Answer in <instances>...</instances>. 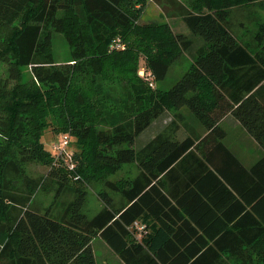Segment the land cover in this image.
I'll return each mask as SVG.
<instances>
[{
	"label": "trees",
	"instance_id": "16d2710c",
	"mask_svg": "<svg viewBox=\"0 0 264 264\" xmlns=\"http://www.w3.org/2000/svg\"><path fill=\"white\" fill-rule=\"evenodd\" d=\"M262 1L178 2L184 32L140 23L148 0H0V264H96L94 237L118 264L264 260V155L246 168L219 125L232 116L264 150V21L247 41L230 25L232 8ZM52 30L70 47L65 63L54 60ZM190 36L203 44L194 50ZM115 38L123 48H110ZM182 54L191 65L169 87H152ZM168 110L186 134L158 133L135 149ZM47 128L75 144L68 158L55 156L61 167L42 141ZM33 161L51 165L55 196L73 195L58 213L33 204L44 179L25 173ZM127 163L135 177L108 179ZM97 182L125 203L116 208L100 191L102 207L88 217L87 187ZM135 223L145 225L140 235Z\"/></svg>",
	"mask_w": 264,
	"mask_h": 264
},
{
	"label": "rangeland",
	"instance_id": "374dc122",
	"mask_svg": "<svg viewBox=\"0 0 264 264\" xmlns=\"http://www.w3.org/2000/svg\"><path fill=\"white\" fill-rule=\"evenodd\" d=\"M176 5H170L166 3V0L157 2L155 0H148L147 4L144 6L141 16L140 23H151V22H161L166 21L175 31H187V26L182 21L181 13L179 12L180 7L178 2L188 6L192 0H175ZM264 21V1L256 2L252 6L248 7H234L231 9L230 13V25L233 33L242 41H247L251 39L252 33L256 29L257 23ZM51 42H52V53L54 60L57 62H67L70 55V47L66 41L64 34L60 32L51 31ZM193 43V49H197L203 44V41L196 36H190ZM140 64H143V60L140 59ZM191 65V58L188 54H182L176 61L172 63L166 78L162 81L156 82L152 87L167 88L169 87L177 77H179L189 66ZM24 77H28L29 68L24 71ZM7 73V66L0 62V77H4ZM143 72H140V74ZM26 75V76H25ZM228 120V118H227ZM187 123H194L195 120L192 117L187 116ZM235 121V119H233ZM182 122H179L174 117V111L168 110L163 112L160 116L152 120L151 124L144 129V131L135 138L134 147L135 149L142 148L146 142L151 139L154 135L160 134H170L177 133L186 134L185 127L182 126ZM239 125V124H238ZM175 127H178L175 129ZM240 127V126H238ZM240 129H242L240 127ZM64 133H55L50 128H47L42 136V141L46 149L51 150V156L53 159L52 166L61 167L58 162H56V155L52 149V144L58 141ZM237 138V135L232 132L225 141L232 146L239 147L232 138ZM245 148V145H242ZM75 148V144L70 137L68 147L66 152L72 151ZM233 148V147H232ZM63 158H68L63 154ZM56 160V161H55ZM72 161V160H71ZM51 165H43L39 162L33 161L28 162L24 165V171L32 177H42L43 182L41 187L36 191L33 196V204L39 209H44L50 207L52 213H58L62 209V205L72 198V193L70 191L61 192L58 196H55L56 185L52 179H49L47 172ZM66 169L70 170V167L66 166ZM138 172L135 163L124 164L115 174L109 176L110 180L124 179L126 177H133ZM73 178V177H72ZM107 192L116 208L124 205V199L121 197L119 192L113 191L108 188L105 184L97 182L91 183L87 187V199L83 206V212L88 216H93L102 207V202L98 198V192ZM56 197V198H55ZM92 248L95 255L96 264H118V256L109 248V246L99 237H94L92 239ZM231 264L233 262L231 261Z\"/></svg>",
	"mask_w": 264,
	"mask_h": 264
},
{
	"label": "crops",
	"instance_id": "0c3cea01",
	"mask_svg": "<svg viewBox=\"0 0 264 264\" xmlns=\"http://www.w3.org/2000/svg\"><path fill=\"white\" fill-rule=\"evenodd\" d=\"M228 118V120H227ZM233 117L230 115L225 116L224 118H222V120H220L219 125L223 128V130L225 131V136L224 138L221 140V142L228 148V150H230V152L234 155V157L240 162L242 163L246 168H249L253 163H255L262 155H264V150H262L258 144L246 133V131L240 126L238 125V123L235 121H233ZM192 127H196V122L195 123H191ZM240 126L242 129H240ZM144 131V130H143ZM142 131V132H143ZM141 132V133H142ZM232 132H234L237 135V138H232V141L237 140V142H235L239 147H235L232 146V144L230 145L229 142L227 143L225 141V139L232 134ZM140 133V134H141ZM177 134V133H176ZM157 135V134H156ZM182 135V134H181ZM180 134H177L178 137H182ZM155 136V135H154ZM153 136V137H154ZM184 136V135H183ZM152 137V138H153ZM151 138V139H152ZM151 139H149L146 143H148ZM242 145H245V148L242 147ZM233 147V148H232ZM129 164V163H127ZM136 165V164H135ZM137 168V166H136ZM139 173V169L137 168ZM136 174V175H137ZM136 175H133V177H135ZM132 178V177H131ZM199 211H203V209L201 207H199ZM201 214V213H200ZM185 216L187 217V219L191 222H193L190 214H189V210L185 211ZM145 219L147 221V223L149 224V226L151 228H154V221L152 220V218L147 215L145 216ZM264 248V244H262L260 247H258V249H262ZM255 251H257L255 249ZM223 258H225V256L227 255L226 253L223 252ZM252 262L251 264H264V260H262L260 254L256 253H252ZM231 261L233 262V264H239V260H235L234 258H229L227 259V262L229 264H231ZM119 263V261H118Z\"/></svg>",
	"mask_w": 264,
	"mask_h": 264
},
{
	"label": "built area",
	"instance_id": "2783aa9c",
	"mask_svg": "<svg viewBox=\"0 0 264 264\" xmlns=\"http://www.w3.org/2000/svg\"><path fill=\"white\" fill-rule=\"evenodd\" d=\"M110 48H112V49L123 48V43H122L121 39L120 38L113 39L111 42ZM69 141H70V137L68 135L64 134L60 137V139L58 141H55L52 144V149L55 152L56 156L62 157L63 154H65V156H69L70 152L64 153L66 151V148L68 147ZM135 225H136V228L139 231V235H140V232L145 230V225L138 224V223H135Z\"/></svg>",
	"mask_w": 264,
	"mask_h": 264
}]
</instances>
